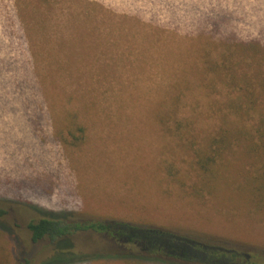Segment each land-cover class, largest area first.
I'll use <instances>...</instances> for the list:
<instances>
[{
	"label": "rangeland",
	"instance_id": "1",
	"mask_svg": "<svg viewBox=\"0 0 264 264\" xmlns=\"http://www.w3.org/2000/svg\"><path fill=\"white\" fill-rule=\"evenodd\" d=\"M262 78L264 0H0V264L47 261L27 225L65 213L264 264V157L208 145L230 97L254 94L255 125ZM108 238L76 234L69 264H124L92 258Z\"/></svg>",
	"mask_w": 264,
	"mask_h": 264
},
{
	"label": "trees",
	"instance_id": "2",
	"mask_svg": "<svg viewBox=\"0 0 264 264\" xmlns=\"http://www.w3.org/2000/svg\"><path fill=\"white\" fill-rule=\"evenodd\" d=\"M232 53L230 46L227 45L226 55ZM212 66L217 67L218 64H212ZM224 80L230 86L235 85L244 91H247L248 87L254 83L250 77H243V80L230 77ZM259 82V86L264 88V78ZM257 102L258 99L254 94L247 92L227 100L224 107L226 110L220 112L222 126L219 127L216 136L208 140L209 148L216 155L223 156L230 147L240 148L241 152V146L244 144L246 154L264 157V113L260 112L257 115L255 125L252 127L239 125L241 117L252 116L250 111L253 108L250 105ZM243 103L245 107L242 106ZM169 116L161 117L162 121H166L164 118ZM212 146L217 147L213 150ZM199 155L212 156L205 151H200ZM257 191L263 196L264 185L257 187ZM27 228L33 244H46L53 247V254L42 264H69L83 261L84 259H80L79 254L74 252L71 238L85 232L110 237L109 241L115 242H111L114 250H118V254L115 255H94L92 258L95 260L121 261L124 264H223V261H225L224 264H249L244 255L235 251L203 244L165 230L136 226L127 222L81 220L72 214L65 213L56 217L43 216L38 221L29 222ZM128 249L136 254L126 253ZM231 256H237L240 259L235 260ZM23 258L19 259L20 264H24L22 261L31 264L33 259L26 256Z\"/></svg>",
	"mask_w": 264,
	"mask_h": 264
}]
</instances>
